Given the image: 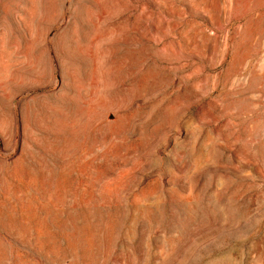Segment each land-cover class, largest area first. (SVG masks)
Segmentation results:
<instances>
[{
    "label": "rangeland",
    "instance_id": "rangeland-1",
    "mask_svg": "<svg viewBox=\"0 0 264 264\" xmlns=\"http://www.w3.org/2000/svg\"><path fill=\"white\" fill-rule=\"evenodd\" d=\"M0 264H264V0H0Z\"/></svg>",
    "mask_w": 264,
    "mask_h": 264
},
{
    "label": "bare ground",
    "instance_id": "bare-ground-1",
    "mask_svg": "<svg viewBox=\"0 0 264 264\" xmlns=\"http://www.w3.org/2000/svg\"><path fill=\"white\" fill-rule=\"evenodd\" d=\"M51 52V51H50ZM92 55V54H91Z\"/></svg>",
    "mask_w": 264,
    "mask_h": 264
}]
</instances>
